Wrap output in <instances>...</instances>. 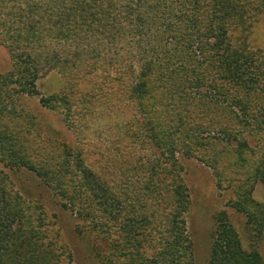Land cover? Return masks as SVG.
<instances>
[{"label": "trees", "instance_id": "16d2710c", "mask_svg": "<svg viewBox=\"0 0 264 264\" xmlns=\"http://www.w3.org/2000/svg\"><path fill=\"white\" fill-rule=\"evenodd\" d=\"M263 23L264 0H0V39L12 66L0 77V160L66 197L63 163L33 162L19 132H13L15 112L8 100L12 88L18 95H37V82L51 72L66 80L70 94L96 82L95 75L105 100L131 113L123 125L130 147L122 152L137 155L149 181L159 178L151 193L168 209L170 237L160 255L170 257L169 250L186 240V160L227 183L235 209L249 222L259 223L257 207L264 221V202L253 199L258 184L264 190V54L255 46ZM39 102L49 110L61 108L64 122L75 130L69 100L52 95ZM120 160L111 159L109 168L120 167L125 157ZM76 163L81 186L106 220L114 221L123 210L115 186L78 158ZM3 188L0 178V264L20 248L13 220L1 216L8 212ZM214 238L210 264H263L257 252L242 250L225 213L215 221ZM91 250L102 263L95 245Z\"/></svg>", "mask_w": 264, "mask_h": 264}, {"label": "rangeland", "instance_id": "374dc122", "mask_svg": "<svg viewBox=\"0 0 264 264\" xmlns=\"http://www.w3.org/2000/svg\"><path fill=\"white\" fill-rule=\"evenodd\" d=\"M257 28L261 37L255 46L264 54V23ZM11 68L8 50L0 39V77L6 76ZM95 79L96 82L90 86L83 84L74 94L67 91L66 80L56 72L37 82V95H18L11 89L8 106L15 112L11 118L16 125L13 132H19L27 153L37 165L63 163L66 177L62 186L66 197L55 194L33 173L23 168L11 169L0 160L2 193L8 207L7 214L1 216L3 220H13L16 247H20L6 264H108L110 260L113 264H210L215 221L221 213H225L239 235L242 250L257 252L264 264V221H260V208H253L259 223L249 222L235 209L233 189L227 183H219L211 170L193 160L182 162L190 199L184 216L186 240L169 250L170 257L160 255L165 252L170 237L165 231L168 209L151 193L153 187L159 186V178L152 186L145 164L136 161L137 155L122 152L126 146L130 147L123 125L131 119V113L114 101H106L94 75L92 80ZM83 94L87 96L84 101ZM52 95L71 102L75 130L64 122L61 108L49 110L40 104L41 98ZM121 157L125 160L120 167L109 168L111 159L121 161ZM77 158L90 172L115 186L114 193L123 210L116 211L114 221L106 220L89 190L81 186L75 169ZM253 199L257 204L264 202L260 184L253 192ZM155 203L164 204L161 211L152 209ZM143 219L142 223L138 222ZM91 244L99 250L102 263L91 250Z\"/></svg>", "mask_w": 264, "mask_h": 264}]
</instances>
